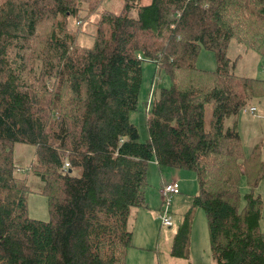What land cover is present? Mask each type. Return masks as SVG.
<instances>
[{"label": "trees", "instance_id": "1", "mask_svg": "<svg viewBox=\"0 0 264 264\" xmlns=\"http://www.w3.org/2000/svg\"><path fill=\"white\" fill-rule=\"evenodd\" d=\"M233 41L264 59V0H0V264H127L154 160L199 183L173 237L174 264H192L198 207L214 264H264L263 150L247 155L237 121L226 125L264 98V79L227 69ZM202 48L216 70L197 66ZM144 60L155 73L141 141L131 112ZM161 71L172 83L155 91ZM16 144L35 147L29 169L47 221L29 216Z\"/></svg>", "mask_w": 264, "mask_h": 264}, {"label": "rangeland", "instance_id": "2", "mask_svg": "<svg viewBox=\"0 0 264 264\" xmlns=\"http://www.w3.org/2000/svg\"><path fill=\"white\" fill-rule=\"evenodd\" d=\"M151 0H141L147 4ZM227 69L241 76L261 78L264 76V59L253 51H246L244 45L233 41L228 48ZM197 66L202 69L216 70L217 57L211 50L202 48L197 58ZM155 73V64L149 60L142 63V88L140 92L138 109L131 112V120L139 129L140 140L146 141L149 136L146 119L148 101L152 99L150 90ZM264 79V78H263ZM171 78L164 71L157 77L155 91L162 87L171 86ZM154 98V97H153ZM255 104V105H252ZM249 106H256L262 117L259 118L244 109L238 115L226 118V125L231 126L237 121L244 150L248 155L255 146H260L264 156V98L252 99ZM212 104L205 106V119H211ZM15 164L19 167L16 171L17 178L27 183V204L29 216L35 219L47 221L50 219V211L46 197L40 192L42 181L35 176L30 166L35 162V147L26 144H16L14 151ZM30 170V172H29ZM146 187V201L149 208H136L133 210L129 225L134 232L133 246L129 250L127 264H174L180 263L178 258L171 254L173 237L182 223L183 215L190 209L194 202V195L199 191V183L193 171L162 167L151 164L148 169ZM166 183L177 181L180 184V194L173 195L168 214L172 217L174 225L166 227L160 225V208L162 198L159 194L162 180ZM241 193H246L249 188L246 178L243 177L240 185ZM263 199V217L261 228L264 231V179L255 190ZM153 212L156 215H153ZM162 227V228H161ZM191 263L214 264L211 253V242L208 229V220L205 211L198 207L195 209L192 234H191Z\"/></svg>", "mask_w": 264, "mask_h": 264}, {"label": "built area", "instance_id": "3", "mask_svg": "<svg viewBox=\"0 0 264 264\" xmlns=\"http://www.w3.org/2000/svg\"><path fill=\"white\" fill-rule=\"evenodd\" d=\"M264 70V69H263ZM151 101L147 105L149 109ZM245 111H249L251 113L258 112V108L256 106H249L244 109ZM69 165V163H66ZM20 171V169H19ZM180 192V184L175 181L173 183H165L160 189V196L162 198V206L160 208V221L162 226L172 227L174 225L172 217L169 216L168 211L171 205L172 196Z\"/></svg>", "mask_w": 264, "mask_h": 264}, {"label": "crops", "instance_id": "4", "mask_svg": "<svg viewBox=\"0 0 264 264\" xmlns=\"http://www.w3.org/2000/svg\"><path fill=\"white\" fill-rule=\"evenodd\" d=\"M263 73H264V71H263ZM261 78H264V76L263 77H261ZM252 105H255V104H252ZM151 164H153V165H157V162H156V160H154L153 162H151ZM150 164V165H151ZM158 166V165H157ZM160 171H161V169H159ZM166 183V180H162V184L160 185V189H161V187L164 185ZM160 189H159V194H160ZM181 193V191L179 192V193H177V194H180ZM177 194H175V195H177ZM261 195V194H260ZM149 208V205H148V207H146V209H148ZM153 215H156V213L155 212H153ZM160 225H161V223H160ZM162 228V227H161ZM133 235H134V232H133Z\"/></svg>", "mask_w": 264, "mask_h": 264}, {"label": "clouds", "instance_id": "5", "mask_svg": "<svg viewBox=\"0 0 264 264\" xmlns=\"http://www.w3.org/2000/svg\"><path fill=\"white\" fill-rule=\"evenodd\" d=\"M264 71V70H263Z\"/></svg>", "mask_w": 264, "mask_h": 264}]
</instances>
